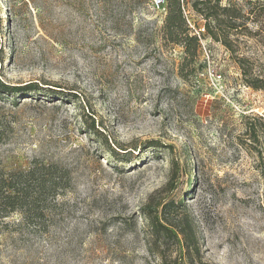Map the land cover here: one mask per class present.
<instances>
[{"label":"rangeland","instance_id":"rangeland-1","mask_svg":"<svg viewBox=\"0 0 264 264\" xmlns=\"http://www.w3.org/2000/svg\"><path fill=\"white\" fill-rule=\"evenodd\" d=\"M153 1L144 9L114 2L105 9H36L28 0H0V79L74 92L64 100L19 94L17 106L0 100L16 119L0 144V168L26 167L37 157L67 165L74 177L49 237L19 234L18 214L0 220L4 264L174 259L179 245L158 242L141 215L171 199L179 204L165 217L177 223L187 215L197 237L188 264H264V90L246 83L237 62L249 57L264 67V43L245 31L232 34V52L208 34L209 20L189 0L184 14L192 32L205 30L196 62L183 64V47L161 39L166 0L161 8ZM228 3L248 16L264 0H221ZM253 18L238 22L264 26V18ZM91 115L113 147L132 150L131 162L117 160L104 136L90 132ZM149 139L163 144L143 147Z\"/></svg>","mask_w":264,"mask_h":264},{"label":"trees","instance_id":"trees-1","mask_svg":"<svg viewBox=\"0 0 264 264\" xmlns=\"http://www.w3.org/2000/svg\"><path fill=\"white\" fill-rule=\"evenodd\" d=\"M36 9H90L92 4L98 9H105L106 5L114 2L121 5L122 9H144L149 6L152 0H28ZM189 0H166V12L164 22L161 27V39L166 45H181L184 50L183 64H194L200 53L199 36L192 32L186 16L184 6ZM194 9L198 10L209 20L206 23L208 34L215 40L222 41L232 52L237 48L232 34L242 32L247 36L256 38L264 43V26L256 30L250 29L244 23H239L240 19H250L261 22L264 18V3H255L250 14L243 13V6L236 3L221 4V0H195L192 3ZM247 16V17H246ZM262 19V20H261ZM214 22V24H211ZM261 24V23H260ZM244 80L255 89L264 90V67L257 60L249 57H237ZM195 67L192 65L187 74L193 73ZM184 69H182V72ZM61 85L49 82L32 81L26 84L12 85L0 79V100L11 99L12 105L19 104V94H31L25 98H42L49 100L57 98L64 100L66 95L74 92H67ZM77 94V93H75ZM42 96V97H41ZM0 105V144L5 142L14 129L16 122L15 115L2 111ZM12 114V115H11ZM86 122L90 132L97 136H104V142L108 144L112 155L120 161L131 162L133 160L132 150H128L123 144L113 147L96 125V118L91 115L86 117ZM252 136L259 141L255 127H250ZM163 143L158 139H149L143 142V147H159ZM142 145L136 146L141 148ZM134 147V149H136ZM1 164V158H0ZM74 186L72 170L57 161L46 162L40 158H34L26 167H19L11 170L0 168V220L13 214L20 215V219L15 221V230L19 234L32 236L35 240L41 241L49 237L52 229L57 226L59 216H61L66 202L61 200V196L71 191ZM164 204V203H163ZM161 204L157 208L151 205L143 207L141 215L148 219L152 234L156 240L168 244L176 242L179 245L180 254L174 259H163L158 264H188L186 258H190L192 250H197L198 243L192 221L186 215L177 223L170 221L166 214L175 213L178 201L171 199L166 204ZM162 207V208H161ZM128 226H133L135 222H129L128 218L123 219ZM6 227L9 223H5ZM1 236V235H0ZM31 240V237L29 238ZM83 242L80 239V242ZM0 239V264H4L1 256ZM74 252V258L79 256Z\"/></svg>","mask_w":264,"mask_h":264},{"label":"built area","instance_id":"built-area-1","mask_svg":"<svg viewBox=\"0 0 264 264\" xmlns=\"http://www.w3.org/2000/svg\"><path fill=\"white\" fill-rule=\"evenodd\" d=\"M154 5L161 8L164 6L165 4V0H154L153 1ZM205 30V27L200 28V31H197V34L200 35L201 32H203ZM220 78L222 77L221 74L218 75Z\"/></svg>","mask_w":264,"mask_h":264}]
</instances>
